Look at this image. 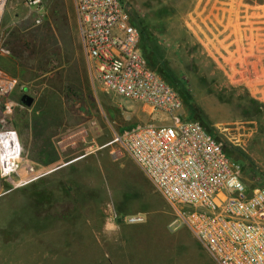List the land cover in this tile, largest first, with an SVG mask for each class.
<instances>
[{
    "label": "rangeland",
    "instance_id": "rangeland-1",
    "mask_svg": "<svg viewBox=\"0 0 264 264\" xmlns=\"http://www.w3.org/2000/svg\"><path fill=\"white\" fill-rule=\"evenodd\" d=\"M122 2L149 25L166 70L238 160L247 189L264 188V101L252 92L262 77L245 70V54L264 51V36L262 45L245 37V17L264 22V0ZM75 6L46 1L37 24L23 0H8L1 20L0 68L18 80L5 127L18 134L22 167L49 173L26 185L0 180V264H215L180 222L181 207L110 144L157 114L93 81ZM43 189L51 207L32 195ZM133 215L143 220L129 223Z\"/></svg>",
    "mask_w": 264,
    "mask_h": 264
},
{
    "label": "built area",
    "instance_id": "built-area-1",
    "mask_svg": "<svg viewBox=\"0 0 264 264\" xmlns=\"http://www.w3.org/2000/svg\"><path fill=\"white\" fill-rule=\"evenodd\" d=\"M46 1L23 0L36 12L37 24ZM7 3L0 0V25ZM75 16L93 81L102 91L157 114L156 123L125 129L110 144L130 157L169 204L181 207L180 222L215 264H264V188L248 190L241 166L226 155L222 143L183 116L177 92L142 55L139 30L130 23L122 0H76ZM17 86L16 77L0 68V180L16 177L19 185H26L49 171L22 167L18 134L5 127L16 106L11 94ZM142 220L139 215L127 218L129 223Z\"/></svg>",
    "mask_w": 264,
    "mask_h": 264
},
{
    "label": "trees",
    "instance_id": "trees-1",
    "mask_svg": "<svg viewBox=\"0 0 264 264\" xmlns=\"http://www.w3.org/2000/svg\"><path fill=\"white\" fill-rule=\"evenodd\" d=\"M128 11V10H127ZM129 13V12H128ZM130 23L139 30L140 33V50L144 58L146 59L148 65L153 69L167 84H169L179 95L183 103V111H186L188 120L199 122L207 132L213 135V137L218 141V138L212 133V130L207 121V117L204 115L202 110L194 103L189 93L178 84L177 80H173L170 76V72L166 70L163 62V51L156 45V37L151 31L148 24L144 21L138 20L134 17L133 12L129 13ZM226 155L233 161L238 162L234 159L227 149L223 146ZM52 153H55V148L52 147ZM241 166V165H240ZM48 189H43L40 192H32L36 194L38 199L37 202H43L47 207H51V193L47 191Z\"/></svg>",
    "mask_w": 264,
    "mask_h": 264
},
{
    "label": "crops",
    "instance_id": "crops-1",
    "mask_svg": "<svg viewBox=\"0 0 264 264\" xmlns=\"http://www.w3.org/2000/svg\"><path fill=\"white\" fill-rule=\"evenodd\" d=\"M261 23L264 24L263 21H260V18L245 17V37L248 39L254 37L261 44L264 36V25ZM255 51L257 52L245 54V70L256 71L262 77L257 80V85L252 92L264 101V83H260L264 79V51H258V49H255Z\"/></svg>",
    "mask_w": 264,
    "mask_h": 264
},
{
    "label": "water",
    "instance_id": "water-1",
    "mask_svg": "<svg viewBox=\"0 0 264 264\" xmlns=\"http://www.w3.org/2000/svg\"><path fill=\"white\" fill-rule=\"evenodd\" d=\"M20 102H21L22 104H25V105H30V103L32 102V100H31V98H29L27 95H23V96L21 97ZM63 166H64V165H62L61 167H63ZM61 167L59 166V167H57L56 169L61 168Z\"/></svg>",
    "mask_w": 264,
    "mask_h": 264
},
{
    "label": "bare ground",
    "instance_id": "bare-ground-1",
    "mask_svg": "<svg viewBox=\"0 0 264 264\" xmlns=\"http://www.w3.org/2000/svg\"><path fill=\"white\" fill-rule=\"evenodd\" d=\"M74 138H75V136H73V137H70V139H68L66 142H72L73 140H74ZM65 142V143H66ZM22 178V180H23V178H25V177H21ZM19 182V181H18Z\"/></svg>",
    "mask_w": 264,
    "mask_h": 264
}]
</instances>
